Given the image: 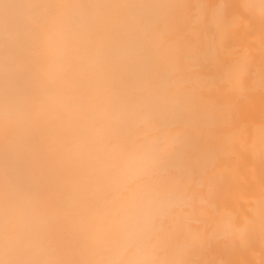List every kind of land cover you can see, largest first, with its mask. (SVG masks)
I'll return each mask as SVG.
<instances>
[{
  "label": "bare ground",
  "instance_id": "bare-ground-1",
  "mask_svg": "<svg viewBox=\"0 0 264 264\" xmlns=\"http://www.w3.org/2000/svg\"><path fill=\"white\" fill-rule=\"evenodd\" d=\"M0 264H264V0H0Z\"/></svg>",
  "mask_w": 264,
  "mask_h": 264
}]
</instances>
